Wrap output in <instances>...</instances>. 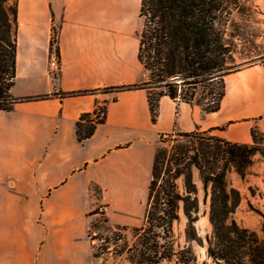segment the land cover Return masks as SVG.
Here are the masks:
<instances>
[{
  "label": "crops",
  "instance_id": "obj_1",
  "mask_svg": "<svg viewBox=\"0 0 264 264\" xmlns=\"http://www.w3.org/2000/svg\"><path fill=\"white\" fill-rule=\"evenodd\" d=\"M141 4L19 0L11 92L18 98L50 95L0 109V264H96L89 213L106 205L110 220L122 224L142 213L162 134L212 130L252 143L253 127L264 132L262 63L225 75L218 111L165 95L156 122L145 88H114L145 77L138 56ZM55 30L56 79L49 75ZM83 90L90 92L63 94ZM104 105L106 121L80 141L77 120ZM112 206L119 219L111 217Z\"/></svg>",
  "mask_w": 264,
  "mask_h": 264
},
{
  "label": "trees",
  "instance_id": "obj_2",
  "mask_svg": "<svg viewBox=\"0 0 264 264\" xmlns=\"http://www.w3.org/2000/svg\"><path fill=\"white\" fill-rule=\"evenodd\" d=\"M240 0H142L140 15L144 25L140 37L139 60L145 77L141 82L114 87L117 90L145 88L152 121L159 116L160 100L167 95L178 104L196 102L207 112L218 111L226 93L225 75L240 68L228 67L233 58L228 25L233 8ZM19 0H0V109L11 110L21 100L39 99L50 94L15 97L11 89L17 76ZM57 30L52 45L57 43ZM59 55L56 45L52 48ZM88 90L64 92L76 95ZM96 111V110H95ZM94 111V112H95ZM103 116L83 113L77 120L80 141L89 138ZM212 130L184 132L176 128L167 133L171 145H159L155 152L148 188L147 205L141 225L113 223L106 205L89 213L98 216L90 222L89 237L98 259L109 247L126 253L130 264H264V225L262 231L239 223L234 217L241 193L228 179L234 168L242 176L261 153L264 132L252 128V143H237ZM162 137V135H161ZM165 143V140H161ZM198 170L202 188L195 180ZM183 179V186L179 180ZM204 190L201 197L200 190ZM209 210L201 213L202 205ZM184 213L186 244L177 247L174 224ZM208 214L212 231L207 234V258L199 260L192 243L204 244L197 222ZM98 239L96 247L94 241ZM106 264V263H105Z\"/></svg>",
  "mask_w": 264,
  "mask_h": 264
},
{
  "label": "rangeland",
  "instance_id": "obj_3",
  "mask_svg": "<svg viewBox=\"0 0 264 264\" xmlns=\"http://www.w3.org/2000/svg\"><path fill=\"white\" fill-rule=\"evenodd\" d=\"M231 18L232 21L228 25V35L233 47V58L228 67L243 68L255 63L264 64V0H240L239 5L233 8ZM208 135L217 134L211 131ZM161 140H165L166 142L163 143ZM262 144H264V141H262ZM159 145H171L167 134H162V137L160 136ZM257 155L258 157H256ZM251 173L254 176L247 175ZM228 179L234 187L239 189L242 197L241 203L234 213V217L242 225L261 232L264 225V157L262 154L258 153L254 156V161L247 167L244 176L233 168L228 174ZM195 180L198 186L201 187L202 182L197 169L195 170ZM179 183L183 186V179H180ZM200 195L203 197V189L200 190ZM146 205L147 201L145 199L140 204L142 213L133 216L131 223H123L130 226V229L126 230L125 233L131 244L134 241L131 227L143 223ZM205 209L209 210V204L202 205L201 213ZM110 213L112 218H120L121 212L115 206L111 207ZM96 217L98 216H90V222ZM186 224L187 219L181 211V219L174 224L177 247L186 244ZM197 227L200 235L204 238V244L193 242L192 245L199 256V260L203 261L207 258L206 236L212 231L208 214L200 217ZM94 243L97 247L100 241L95 239ZM105 263L130 264V261L126 253L119 254L114 246H111L96 260V264ZM162 264L174 263L164 261Z\"/></svg>",
  "mask_w": 264,
  "mask_h": 264
},
{
  "label": "built area",
  "instance_id": "obj_4",
  "mask_svg": "<svg viewBox=\"0 0 264 264\" xmlns=\"http://www.w3.org/2000/svg\"><path fill=\"white\" fill-rule=\"evenodd\" d=\"M61 70V62L59 55L56 51H53L50 59H49V75L56 79L59 76ZM101 107H97L96 111L93 113L92 118L98 119L103 116V111H101Z\"/></svg>",
  "mask_w": 264,
  "mask_h": 264
}]
</instances>
